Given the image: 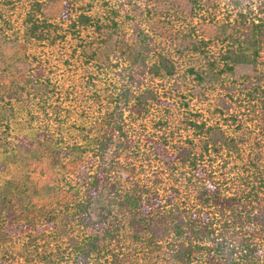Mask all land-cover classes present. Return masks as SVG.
<instances>
[{
    "label": "trees",
    "instance_id": "obj_1",
    "mask_svg": "<svg viewBox=\"0 0 264 264\" xmlns=\"http://www.w3.org/2000/svg\"><path fill=\"white\" fill-rule=\"evenodd\" d=\"M17 1L0 0V18L1 6ZM96 2L102 7L94 10L67 1L59 23L27 17L31 40L76 42L93 93L78 126L81 140L69 141L64 131L58 139L50 129L13 143L0 139L11 157L36 153L58 176L42 183L30 169L23 180H0V264H264V75L248 77L245 119L229 113L226 125L210 121L189 111L178 85L176 93H160L157 80L174 78L178 62L159 50L143 21L131 17L128 34L123 5ZM243 23L218 61L189 67L196 85H212L238 66L257 67L264 18ZM207 42L189 35L183 48L208 59ZM45 70L37 65L26 80L35 98L49 94ZM179 102L188 110L181 129L167 115L153 132L138 124L154 106ZM181 130L188 135L179 146Z\"/></svg>",
    "mask_w": 264,
    "mask_h": 264
},
{
    "label": "rangeland",
    "instance_id": "obj_2",
    "mask_svg": "<svg viewBox=\"0 0 264 264\" xmlns=\"http://www.w3.org/2000/svg\"><path fill=\"white\" fill-rule=\"evenodd\" d=\"M67 1L72 8L88 3L96 5L94 10L102 7L97 0H20L1 6L0 139L7 143L32 137L33 131L42 129H50L58 139L63 136L58 135L61 131L69 141L82 138L78 126L85 115L83 107L87 106L86 100L92 96L93 88L90 70L78 60L76 42L66 41L51 46L31 40L26 35L29 13H37L50 22L59 23ZM262 1L240 0L238 7L233 0H111L110 5H123L120 19L126 33L131 31L130 18L136 16L152 33L159 50L171 52L178 62V73L174 78L164 81L165 85L162 80H157L160 93H176L175 85H178L186 92L189 111L226 125L229 113H239L242 119L246 118V94L250 87L248 77L253 79L256 75H264V49L257 67L238 66L234 73H224L212 85H196L189 75V67L201 66L208 60L218 61L228 43L234 41L229 37L239 38L245 31L243 22L264 18L259 6ZM189 35L198 42L208 41V59L203 54L184 50L183 45H188ZM182 50L184 54L179 57L181 52L178 51ZM37 65L45 66V75L50 80L49 94L44 99L35 98L26 88V80ZM219 65L220 68L222 64ZM196 86L198 89L195 92ZM226 104H231L229 112L226 111ZM182 105L179 102L174 107L154 106L144 122L139 121L138 124L143 123L153 132L159 117L167 115L174 127L181 129L183 125L180 121L188 111ZM187 135L188 132L181 130L174 136V141L177 140L180 146V140L183 141ZM30 169L36 171L35 176L42 179V183L55 184L58 179L54 168L41 162L36 153L13 158L8 153V147H0V180L11 177L23 180Z\"/></svg>",
    "mask_w": 264,
    "mask_h": 264
}]
</instances>
